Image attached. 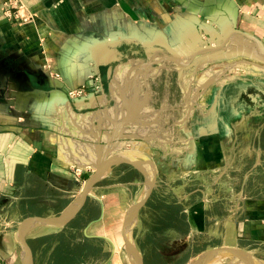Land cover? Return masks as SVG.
<instances>
[{"label":"crops","instance_id":"1","mask_svg":"<svg viewBox=\"0 0 264 264\" xmlns=\"http://www.w3.org/2000/svg\"><path fill=\"white\" fill-rule=\"evenodd\" d=\"M8 1L0 264H23L25 217L74 206L114 155L156 175L135 226L146 264L222 245L264 259V180H250L234 126L245 108H264V0H20L27 21L5 15ZM145 190L131 163L107 166L66 226L29 229L35 264H130L122 226Z\"/></svg>","mask_w":264,"mask_h":264},{"label":"water","instance_id":"2","mask_svg":"<svg viewBox=\"0 0 264 264\" xmlns=\"http://www.w3.org/2000/svg\"><path fill=\"white\" fill-rule=\"evenodd\" d=\"M44 80H38L41 83ZM27 82L31 85L33 83L32 79H28ZM66 96L67 93L63 91ZM126 161L131 163L138 169H140L145 178L146 190L140 198H138L132 206L126 212L122 232L125 241V249L127 251L130 264H146L144 255L137 245L134 237V228L137 224L139 213L141 209L145 206L147 201L152 195L154 187L156 185V175L155 173H150L144 169L139 161L135 160H125L120 156L114 155L110 158H106L102 163H100L96 170L91 172L85 181L80 196L76 204L59 215L51 217L43 216H28L25 217L19 224L17 229V239L23 247L24 250V262L23 264H35L34 254L32 248L29 244L27 235L31 227L36 224L48 225L54 227H64L69 223L84 207L88 199L89 193L94 189L96 183L102 177L104 170L107 166ZM226 263H239V264H264V259L258 257L250 250L242 247L234 246H215L210 249L199 253L194 258L189 260L186 264H214L222 259H226ZM225 264V263H223Z\"/></svg>","mask_w":264,"mask_h":264},{"label":"rangeland","instance_id":"3","mask_svg":"<svg viewBox=\"0 0 264 264\" xmlns=\"http://www.w3.org/2000/svg\"><path fill=\"white\" fill-rule=\"evenodd\" d=\"M257 74H260V73H257ZM261 74L264 75V72L261 71ZM235 94H236V90L234 91V95ZM246 101L247 100L245 99L243 103H246ZM250 103H252V101H248V104ZM245 110L246 111L242 112L241 114L244 116V120H246V123L240 122L239 124H234L235 131L239 133V139L236 142V146L238 148L243 149V151H245V153L247 154V156L245 157V160L247 162L246 168L247 169L250 168L251 170H253L252 171L253 178H250V180L252 179H255L257 181L258 179L264 180V108L262 107L256 108L255 106L254 109L252 107L251 108L247 107L245 108ZM178 115H180V113L176 112V116ZM246 118H248L249 120ZM257 160L261 164L259 166L251 167L253 164H255ZM135 231L136 230L134 228V237L136 239ZM259 253L263 254L264 251H259ZM176 258H177V255H176ZM171 260H169L168 262L170 263ZM227 261L228 260L226 258L214 264H223V263H226ZM165 262L166 263L164 264H167L166 260Z\"/></svg>","mask_w":264,"mask_h":264},{"label":"built area","instance_id":"4","mask_svg":"<svg viewBox=\"0 0 264 264\" xmlns=\"http://www.w3.org/2000/svg\"><path fill=\"white\" fill-rule=\"evenodd\" d=\"M6 4V9L4 11L5 15L9 18L17 17L22 21H27L31 18V15L24 12V5L20 3V0H9ZM83 93V87L77 90L70 91L72 95H78Z\"/></svg>","mask_w":264,"mask_h":264},{"label":"bare ground","instance_id":"5","mask_svg":"<svg viewBox=\"0 0 264 264\" xmlns=\"http://www.w3.org/2000/svg\"><path fill=\"white\" fill-rule=\"evenodd\" d=\"M138 157V156H137ZM134 158H136V157H134ZM138 161V160H137ZM35 226V225H34Z\"/></svg>","mask_w":264,"mask_h":264}]
</instances>
